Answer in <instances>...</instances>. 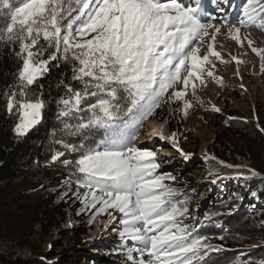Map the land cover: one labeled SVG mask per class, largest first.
Wrapping results in <instances>:
<instances>
[{
  "label": "snow or ice",
  "instance_id": "obj_1",
  "mask_svg": "<svg viewBox=\"0 0 264 264\" xmlns=\"http://www.w3.org/2000/svg\"><path fill=\"white\" fill-rule=\"evenodd\" d=\"M205 15L200 0L195 6L192 0H0L4 19L0 35L19 42L22 58L18 87L7 98V111L17 108L20 114L14 131L27 135L41 119L44 101L30 99L29 86L48 71L51 61L61 57L71 61L72 80L82 87L65 85L58 118H66L61 119L64 131L79 135L81 143H56L80 153L74 162L63 163L81 174L76 185L86 191L76 195L85 208L95 214L109 209L121 214L119 234L132 242L126 248L131 264H192L202 250L213 248L205 243L206 237L193 235L178 219L187 209L173 200L177 189L164 183L169 177L156 174V153L133 146L142 122L152 116L169 89L183 85V90L172 92L179 100L190 84L194 95L195 81L204 83L203 66L210 61L207 54H199V45L209 35L208 51L220 58L214 49L220 29L202 19ZM238 22L264 29V0H244ZM229 31L242 45L240 29ZM248 43L252 45L251 40ZM252 51L264 58V50ZM189 107L185 102V114ZM97 135L99 144L93 139L95 146L86 145L89 136ZM62 156L64 152L57 151L51 159ZM145 253L152 259L146 262ZM134 254L141 259L137 261Z\"/></svg>",
  "mask_w": 264,
  "mask_h": 264
},
{
  "label": "trees",
  "instance_id": "obj_2",
  "mask_svg": "<svg viewBox=\"0 0 264 264\" xmlns=\"http://www.w3.org/2000/svg\"><path fill=\"white\" fill-rule=\"evenodd\" d=\"M13 2L18 3V0ZM3 23L4 19L0 18V26ZM2 31L0 28V32ZM40 43L43 44L44 41L41 39ZM19 51V42L8 41L0 35V237L7 242L18 244L21 248L30 249L36 226L43 231L45 226H50L57 218L63 219L66 210L77 220L85 221L86 228H90L97 218L104 219L111 213L116 218V227H110L111 240L106 247L100 248V252L106 257L116 259L118 263L114 264H131L127 259L126 248L131 247L132 242L122 239L119 234L123 228L119 223L121 214L112 209L106 214H95L94 209L85 208L81 198L76 195L79 191L82 196L86 191L78 189L76 185V179L81 174L76 172L72 164L63 163L65 159L74 162L80 153L67 150L56 143L57 140L77 146L81 143L79 135H69L64 131L61 119L66 118H58L61 108L59 100L66 94L65 85L82 87L80 82L72 80L73 63L65 61L62 57L51 61L48 71L29 86V98L42 99L44 107L39 123L32 127L27 135L17 136L14 128L20 119L19 110L14 108L9 113L7 98L19 84L18 75L22 68ZM47 55L48 53H45L43 58L47 59ZM165 95L161 98L160 106L148 119H160L158 115H163L162 101ZM219 109V112L211 111L208 114L218 143L225 148L229 145L235 155L247 157L249 168L257 175L253 177L250 171L229 169L206 159L208 175H247L250 178H243L240 187H247V197L252 199L253 204H242L239 201L241 194L237 193L227 199L216 198L215 204L203 212L198 223L191 225L188 222L192 205L189 196L196 191L195 184L188 178L161 172L159 168L156 174L169 177L164 183L177 189L173 200L177 207L187 209L184 216L178 217L182 225L188 226L193 235L206 237L205 243L213 246L211 249L202 250L201 255L193 259L192 264H214L216 261L221 264H261V261H264V112L255 110L252 116L247 118L237 115L226 105ZM143 132L144 125L138 129L136 139ZM93 139L97 144L101 141L98 135L89 136L86 145L95 146L91 144ZM136 139L133 146L144 149L135 145ZM160 150L158 146L153 152ZM57 151L64 152V156L52 161L51 157ZM49 175H52L49 182L38 185L33 183L35 178ZM34 254V259H18L14 263L0 259V264H47L45 260L50 256L49 252ZM134 256L137 261L141 259L138 254ZM219 256L224 257L213 260ZM143 259L147 262L152 258L145 253Z\"/></svg>",
  "mask_w": 264,
  "mask_h": 264
},
{
  "label": "rangeland",
  "instance_id": "obj_3",
  "mask_svg": "<svg viewBox=\"0 0 264 264\" xmlns=\"http://www.w3.org/2000/svg\"><path fill=\"white\" fill-rule=\"evenodd\" d=\"M187 3V0H185ZM206 15L202 19L214 24L220 29L215 34L214 49L219 52L220 58L209 53L208 47L212 43L209 35L199 45V54H207L209 63L204 64L206 71L213 73L212 77L205 74L204 83L195 81V94L191 84L186 95L177 100L172 92L183 90L182 84L166 93L162 101V112H158L160 119H152L161 128L165 141L147 136V126L144 122V131L136 139L135 145L156 152V163L159 170L169 172L177 177L188 178L195 184V192L189 196L191 225L197 224L203 212L215 204L216 198H229L232 194H241L242 204H253L248 198L247 187L241 188V180L248 177L242 173L233 176L208 175L205 160L213 164L228 167L229 169L249 171L250 162L247 157L232 153L231 147H223L215 137V128L210 126L208 114L213 108L224 105L235 111L237 115L250 118L255 110L264 112V58L252 51V48L264 50V29L258 27L241 26L238 17L242 16L244 0H200ZM195 6V0H192ZM210 15V17H209ZM214 15V16H213ZM212 16V17H211ZM228 22L225 23L224 21ZM230 28H239V38L243 44L233 37L234 31ZM214 30H210L213 32ZM252 41L249 46L248 41ZM235 57L241 61L237 63ZM187 72L182 70V76ZM222 80V82H221ZM189 102L191 107L186 110L184 104ZM182 114V116H181ZM179 117V122L176 119ZM20 120V119H19ZM151 120V119H150ZM148 121V120H147ZM19 122V121H18ZM175 133V139L173 134ZM177 147L181 150L178 151ZM50 176H41L33 180L34 184L50 181ZM221 183V184H219ZM219 186V188H218ZM109 213L106 215L108 219ZM114 219L115 216H114ZM116 227V222L105 225L103 219L97 218L90 228L86 222L77 220L68 210L63 219L57 218L50 226L41 231L38 226L31 237V246L21 248L18 244L7 242L0 237V259L15 260L34 259V253L49 252L45 261L47 264H114L118 261L106 257L100 248L106 247L111 240L110 227ZM33 248V249H32ZM32 250V251H31ZM34 250V251H33ZM219 256L213 260H220ZM214 264H221L216 261Z\"/></svg>",
  "mask_w": 264,
  "mask_h": 264
},
{
  "label": "bare ground",
  "instance_id": "obj_4",
  "mask_svg": "<svg viewBox=\"0 0 264 264\" xmlns=\"http://www.w3.org/2000/svg\"><path fill=\"white\" fill-rule=\"evenodd\" d=\"M146 126H147V136H151V137H155L160 139L161 141H165L163 135H162V131L161 128L158 124H156V122H154L153 120H148L146 121ZM114 220V215L109 213L108 219L104 218L103 221L105 223V225H109L112 221Z\"/></svg>",
  "mask_w": 264,
  "mask_h": 264
}]
</instances>
